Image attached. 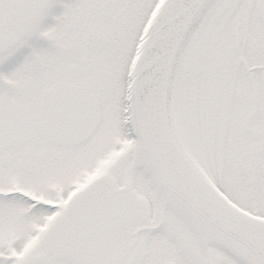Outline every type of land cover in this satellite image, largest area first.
I'll return each mask as SVG.
<instances>
[{
  "label": "snow or ice",
  "instance_id": "1",
  "mask_svg": "<svg viewBox=\"0 0 264 264\" xmlns=\"http://www.w3.org/2000/svg\"><path fill=\"white\" fill-rule=\"evenodd\" d=\"M0 264H264V0H0Z\"/></svg>",
  "mask_w": 264,
  "mask_h": 264
}]
</instances>
